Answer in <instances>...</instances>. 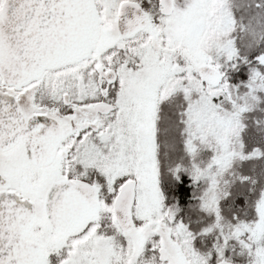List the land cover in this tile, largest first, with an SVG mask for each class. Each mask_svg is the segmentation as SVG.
<instances>
[{
  "label": "snow or ice",
  "instance_id": "obj_1",
  "mask_svg": "<svg viewBox=\"0 0 264 264\" xmlns=\"http://www.w3.org/2000/svg\"><path fill=\"white\" fill-rule=\"evenodd\" d=\"M0 264H264V0H0Z\"/></svg>",
  "mask_w": 264,
  "mask_h": 264
}]
</instances>
